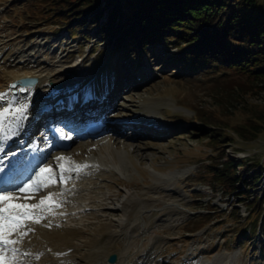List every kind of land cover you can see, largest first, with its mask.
<instances>
[{
    "label": "rangeland",
    "instance_id": "374dc122",
    "mask_svg": "<svg viewBox=\"0 0 264 264\" xmlns=\"http://www.w3.org/2000/svg\"><path fill=\"white\" fill-rule=\"evenodd\" d=\"M41 1L0 0V75L4 68L21 69L24 64L33 71L57 74L62 88L80 84L73 93L87 92L100 99L81 112L94 115L81 119L82 125L99 124L101 119L103 123H129L137 116L162 128L160 132L145 127L137 131L138 126L124 130L126 124H115L118 130L94 138L82 136L68 150L54 152L36 166L55 168L56 160L67 156L75 157L73 164L88 165L64 184L74 192L63 191L65 199L61 197L59 207L68 211L73 209L68 206L88 202V211L78 214L80 219L67 223L66 228L59 221L58 226L50 222L46 228L50 244L68 251L65 256L70 257V264H94L91 243L106 241L108 231L121 230V240L114 239L113 244L118 250H128L125 264H264L261 228L251 235L244 202H238L235 193H225V186L214 183L207 173L220 169L225 158L234 165L243 160L245 164L236 168L235 192L243 191L246 178L260 168L264 171V130L250 142L233 137L216 148L209 141L210 128L203 129L194 117L198 109L209 110L229 126L244 124L262 109L264 84L232 90L227 77L192 72L188 66L168 61L166 52L175 49L161 43L146 45L144 51L112 54L109 38L96 26L88 29L86 22L81 23L83 17L75 24L60 21ZM255 2L264 7V0ZM97 6L104 8V1L93 7V13ZM105 18L100 17L98 24ZM15 53L24 56L22 64L20 58L13 60ZM115 86L118 94L101 103L105 90ZM56 122L51 115L34 125V134L24 140L26 149L33 150L24 160L50 147ZM253 166L257 167L250 171ZM263 180L264 172L262 182L249 190L251 197L263 193ZM59 185L19 202L38 203L50 192L59 194ZM125 198L134 203L126 207L127 214L110 212ZM122 219L127 221L124 227L119 225Z\"/></svg>",
    "mask_w": 264,
    "mask_h": 264
},
{
    "label": "trees",
    "instance_id": "16d2710c",
    "mask_svg": "<svg viewBox=\"0 0 264 264\" xmlns=\"http://www.w3.org/2000/svg\"><path fill=\"white\" fill-rule=\"evenodd\" d=\"M70 1L40 3L47 4L52 17L59 16L60 21L75 24L83 17L81 23L86 22L88 29L96 26L102 36L109 38L113 53L144 51L146 45L161 43L175 49L171 54L166 52L168 61L188 66L192 72H212L227 77L232 90L243 91L264 84V7L257 6L255 0ZM101 1L104 8L97 6L99 9L93 13V7ZM104 9L107 20L100 26L98 21ZM90 15L92 20L86 18ZM194 117L200 120L203 129L210 128L209 141L216 148L233 137L250 142L264 130V105L253 119L237 126L227 125L209 110L198 109ZM221 136L225 140H220ZM242 161L234 165L225 158L220 169L215 167L207 173L214 183L225 186V193H235L238 202H244L248 209L245 221H250L251 235H256L261 228L264 237V190L255 197L248 193L262 182L264 171L260 168L253 172L246 178L244 190L235 192V184L239 182L236 168L245 164ZM233 213L238 214L237 209H233Z\"/></svg>",
    "mask_w": 264,
    "mask_h": 264
},
{
    "label": "bare ground",
    "instance_id": "6f19581e",
    "mask_svg": "<svg viewBox=\"0 0 264 264\" xmlns=\"http://www.w3.org/2000/svg\"><path fill=\"white\" fill-rule=\"evenodd\" d=\"M13 58H14L13 60H17L18 58H20L19 63L22 64L21 62H22V59L24 58V56H21L20 54L15 53ZM1 72H2L1 73L2 75H0V93H6L7 95H6V98L4 100H0V108L7 106V102L10 100L28 103V105H29L27 113H26L27 119H25L23 121V125L19 131V134L14 136L11 140H9L4 145V151L0 152V159H2V163H0V167L4 168V171L0 172V189L13 190L16 186L21 185L25 180H27V178L30 175L33 174V171H30L31 166L34 164L35 160L38 157L43 158L40 162V163H42V162H45V160L47 158H49L53 152H63V151L68 150V149H64V147L68 144V142L67 141H66V143L61 142L58 146L51 147V148L47 149L46 152L43 153V155H40V154H38L39 156L36 155L33 159L30 160L29 164L22 161L21 156H23V154H24V150H23V146H22L23 140H25L28 137V133L31 132L34 125L37 126V123L46 115V113H51V112H48V109H50V108L54 109L56 112L62 108H64V109L69 108V110L72 109L71 111H68L70 113L72 111L77 110L76 107H75V109H73L72 105L76 99H79L78 100L79 103L77 105H79V110H83L84 108L88 107L89 103H93V102L96 103V101H97L96 97L97 96H96V94L92 95L93 96L92 99H90L88 101V103L84 104L82 102L86 98L89 97L87 92L86 93L83 92L82 95L79 94L77 97H72V92L74 91V88H77L80 84H74L73 83V84H71L72 86H69V85L65 86L61 90H58V91L53 90L51 88V86L49 85V83L50 84L51 83H57L58 84V82L62 83V80L59 81V78H57L58 77L57 74L49 73L50 71L47 73H44L45 70H42V69L38 70V71H33V70H31V68L29 66L24 65V64L22 65L21 69H19V67L14 68V69L4 68ZM27 77L36 78L37 83L34 86L25 87L23 93L20 92L15 97H13V92L16 89L20 88V85H21L20 80L27 78ZM114 84L119 85V91H121L120 90V83L115 82ZM13 85H15V87H12ZM67 87H69V88L71 87V89L68 90L69 88H67ZM117 94H118V92H117L116 86H115V88L112 91V94L110 93V97H113V96L115 97ZM58 96H61V97H58ZM82 97H83V99H82ZM113 99H112V101H113ZM45 104L49 105L50 108H47V107L43 108V107H45L44 106ZM77 105H75V106H77ZM57 113H60V112H57ZM113 115H115L114 112L110 113V114H106V117L109 118L110 116H113ZM143 119L144 118H141V120H143ZM115 124L119 125V126H123L126 124L127 127H125L124 130H129L131 128V126H133L132 124H129V123L117 124V123L113 122L112 124H110V123L103 124L102 126L98 127L96 130L94 128L95 126L90 124V125L82 128V130L77 129L76 130L77 136L75 139L71 140L70 144L77 141V139L82 137V135H84L86 137L90 136V138H94L96 136H92V135H98V134L104 133L106 131L111 132V131H114V128L118 130L119 126H115ZM76 127H78V125H76ZM137 128H138L137 131H140V129L143 127L138 126ZM123 132L124 131H122L121 133H123ZM117 133H118V131H117ZM117 133H116V135H118ZM125 133H126V131H125ZM6 134L7 133L5 132V135ZM53 136L58 137L55 135H53ZM128 137H129V135H128ZM56 139H58L59 141L61 140L59 137ZM104 148H105V146H104ZM67 157H65V158H67ZM72 158L75 159V157H73V156H72ZM71 159L69 162L71 167H75L76 165H78L77 163L73 164V161ZM57 160H56V164H57ZM10 162L14 165L13 167L9 166ZM17 162H19V163H17ZM83 165H85V164H83ZM66 175L71 177V176L76 175V173L70 172V173H66ZM67 184H70V182H68ZM60 188L64 191V193L70 192L73 190L72 187H71L72 189L69 190V188H68V190H67L65 185H63V186L59 185L58 189H60ZM65 190H67V191H65ZM73 192L74 191H72V193ZM19 195L21 197H23L26 194L21 193ZM62 198L65 199L64 197H62ZM59 199H61V197H59ZM68 199H67V201H68ZM127 199L128 198H125L118 205H114L112 208H109L110 210L112 209L110 212H121V213L127 212L128 213V209L126 207L127 206L132 207V206H134V203L130 202V200H127ZM22 200H20V201H22ZM73 201H74V199H73ZM87 203H85V202L80 203V204L76 203V205H77L76 207L68 206V207L73 208L72 210L70 208L69 209L70 211L69 210L67 211V209H65L66 211H64V210H61L60 208H57L55 210V215L49 214V215H47L46 219H43L41 221L40 224L31 225V227H33L35 230L34 233H30L24 239V242L19 245V248L22 252H29L30 255L21 257L20 264H70V263H73L71 261V259H69L70 257L65 256L68 254V251L60 249L58 246L57 247L59 249H56L50 244V242H49L50 237L47 234L46 228L48 227L50 222H52V223L54 222L53 224H56L58 226V224L56 223L57 221H59L61 223L60 227L66 228L67 223H72V221H75V220H77V218L80 217V216H78V214L85 213L88 211L85 208L87 206ZM63 207H64V205H63ZM51 217H53V218H51ZM126 217H129V216L127 215ZM126 219H122L120 221L119 225L124 227V225L127 223ZM65 221H67V222H65ZM135 231H138V229ZM135 231H133V232H135ZM120 232H121V230L108 231L109 234H107V235H109V236L106 239V241L105 240L104 241L98 240V241H95L93 244L91 243V245L93 246V249L91 250L93 253V254L91 253L92 254L91 259H93L94 264H108L107 263V257L111 254L116 255V258H117V261L114 264H125L126 263L125 258H126L128 250L126 248L118 250V249H116V247L113 244L114 239L117 240L121 237ZM120 240H121V238H120ZM57 243H59V242H57ZM37 256H39V259L36 258ZM140 257H141V255L138 257V259Z\"/></svg>",
    "mask_w": 264,
    "mask_h": 264
},
{
    "label": "snow or ice",
    "instance_id": "6c2138e0",
    "mask_svg": "<svg viewBox=\"0 0 264 264\" xmlns=\"http://www.w3.org/2000/svg\"><path fill=\"white\" fill-rule=\"evenodd\" d=\"M20 90L24 91L23 88ZM6 95V93H0V100H4ZM28 107V103L10 100L7 106L0 108V152L4 151V145L9 140L19 134L23 121L27 119ZM61 138L65 137L62 135ZM67 138L70 139V137ZM70 159L58 158L55 168L48 165L38 166L33 169L34 174L30 175L22 185L16 186L13 190L0 189V264H20L21 257L30 255L29 252H22L19 245L30 233H34L35 230L31 225L40 224L49 214L55 215V210L62 203L59 197H62L64 193L63 190L59 194L50 192L36 204L19 201L34 198L44 189L57 183L63 186L71 179L66 173L75 172L79 175L84 168L88 167V165L71 167ZM9 166L14 165L10 162ZM3 171L4 168L0 167V172ZM21 193L26 195L21 197L19 195ZM36 258L39 259V256Z\"/></svg>",
    "mask_w": 264,
    "mask_h": 264
},
{
    "label": "water",
    "instance_id": "95a60500",
    "mask_svg": "<svg viewBox=\"0 0 264 264\" xmlns=\"http://www.w3.org/2000/svg\"><path fill=\"white\" fill-rule=\"evenodd\" d=\"M36 82L35 79H32V78H25V79H22L21 80V83L24 84V85H32ZM52 86L55 88V89H58L59 86L55 85V84H52ZM117 258H116V255L114 254H111L109 255L108 259H107V262L109 264H114L116 262Z\"/></svg>",
    "mask_w": 264,
    "mask_h": 264
}]
</instances>
